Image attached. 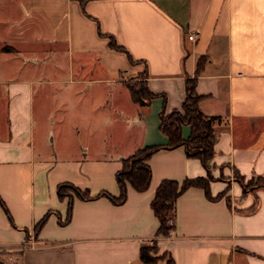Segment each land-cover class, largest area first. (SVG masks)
<instances>
[{
  "label": "crops",
  "instance_id": "0c3cea01",
  "mask_svg": "<svg viewBox=\"0 0 264 264\" xmlns=\"http://www.w3.org/2000/svg\"><path fill=\"white\" fill-rule=\"evenodd\" d=\"M143 72L148 105L126 86ZM195 76L200 112L217 118L209 173L183 147L159 149L146 190L127 184L120 205L74 197L60 224L57 185L118 197L122 160L167 144L159 115ZM208 177L211 198L187 188L156 237L159 183ZM0 200L1 264H145L141 246L164 256L154 264H264V0H0Z\"/></svg>",
  "mask_w": 264,
  "mask_h": 264
},
{
  "label": "trees",
  "instance_id": "16d2710c",
  "mask_svg": "<svg viewBox=\"0 0 264 264\" xmlns=\"http://www.w3.org/2000/svg\"><path fill=\"white\" fill-rule=\"evenodd\" d=\"M81 5L85 0H78ZM111 48L121 50L112 38H109ZM8 50V48H6ZM203 58L197 62L196 73L200 71ZM146 73L143 72L137 79L126 82L131 99L140 105H148L155 97V94L149 92L145 82ZM196 76L185 80V98L180 110H172L165 114L161 112L159 115V130L167 138L165 146H152L136 150L132 155L122 160V168L115 174V180L119 187L120 193L118 197H113L106 192H100L95 196H91L88 190H81L70 183H61L57 185L56 194L59 199H67V213L64 221L60 224H66L70 219L71 206L73 198L80 200H92L98 197H106L113 204L120 205L126 200V186L129 184L136 191H144L148 188L151 179V170L147 163L149 157L159 149H172L183 147L188 157L197 158L203 167L209 173V162L214 156L215 135L213 124L216 117L206 116L202 114L198 108L200 96L195 91ZM182 125L190 127V134L187 139H183L181 135ZM208 179L195 178L185 179L181 183L174 180H162L155 190L154 197L150 203L154 216L158 221L156 237H167L173 230V220L175 214V201L177 197L189 187H201L204 189L207 197L211 198L208 191ZM242 185L243 192H247L249 188L246 184ZM256 185V186H261ZM252 188V187H251ZM250 188V189H251ZM7 218L12 224L11 217L3 202L0 200ZM49 213H46L34 226V234L36 235L44 225ZM156 248L154 246H141L139 250V258L145 264H154L158 259L164 256H156ZM1 264V263H0ZM167 264H173L171 259L167 260Z\"/></svg>",
  "mask_w": 264,
  "mask_h": 264
},
{
  "label": "rangeland",
  "instance_id": "374dc122",
  "mask_svg": "<svg viewBox=\"0 0 264 264\" xmlns=\"http://www.w3.org/2000/svg\"><path fill=\"white\" fill-rule=\"evenodd\" d=\"M54 116V115H53ZM46 129H51L52 131L49 133L48 132V138H47V141L49 143H51V137H54V141L57 140V128H56V123L50 125V123H46ZM56 144H54L55 146ZM262 182L261 181H254V182H249L247 185V187L250 189L252 186H256V185H260ZM0 259H1V256H0Z\"/></svg>",
  "mask_w": 264,
  "mask_h": 264
},
{
  "label": "built area",
  "instance_id": "2783aa9c",
  "mask_svg": "<svg viewBox=\"0 0 264 264\" xmlns=\"http://www.w3.org/2000/svg\"><path fill=\"white\" fill-rule=\"evenodd\" d=\"M195 37H196V35H195V34H192V35H190L188 38H189V40H194ZM170 223L172 224L173 221L171 220Z\"/></svg>",
  "mask_w": 264,
  "mask_h": 264
}]
</instances>
